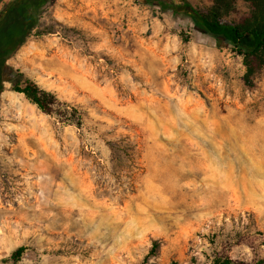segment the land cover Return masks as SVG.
<instances>
[{
    "label": "rangeland",
    "instance_id": "obj_1",
    "mask_svg": "<svg viewBox=\"0 0 264 264\" xmlns=\"http://www.w3.org/2000/svg\"><path fill=\"white\" fill-rule=\"evenodd\" d=\"M40 30L8 63L84 123L6 82L0 264H264V68L247 85L229 41L145 0H54Z\"/></svg>",
    "mask_w": 264,
    "mask_h": 264
},
{
    "label": "trees",
    "instance_id": "obj_2",
    "mask_svg": "<svg viewBox=\"0 0 264 264\" xmlns=\"http://www.w3.org/2000/svg\"><path fill=\"white\" fill-rule=\"evenodd\" d=\"M160 11H171L189 17L204 31L229 41L243 56L246 67L244 81L253 85L257 74L264 68V0H245L250 11L241 21H224L223 10L234 8L237 0H215L210 14L197 8L191 0H145ZM54 0H8L0 9V94L6 89L23 93L44 114L58 122L83 126V114L76 106L60 99L54 92L42 87L8 60L33 36L41 34V17ZM186 40V38H183ZM26 246H18L11 259L18 261ZM260 263H264L261 260ZM211 264H244L229 255H215Z\"/></svg>",
    "mask_w": 264,
    "mask_h": 264
}]
</instances>
